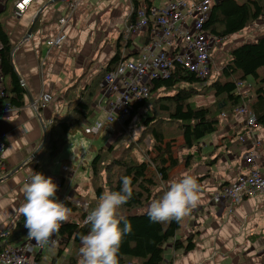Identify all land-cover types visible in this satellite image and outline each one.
<instances>
[{"label":"crops","instance_id":"crops-1","mask_svg":"<svg viewBox=\"0 0 264 264\" xmlns=\"http://www.w3.org/2000/svg\"><path fill=\"white\" fill-rule=\"evenodd\" d=\"M21 1L0 0V23L14 48L32 26L31 36L12 54L13 65L26 91L25 104L20 109H0V140L6 146L3 160L7 167L0 172V234H6L13 228L21 215L19 208L25 202L23 188L35 165L31 156L42 143L45 126L65 115V92L76 86L77 93L90 85L110 65L115 55L120 53L124 57L129 52V48H121V40L124 22L132 11L130 0H74L73 7L68 6L73 0H31L24 4ZM166 1L160 0L157 5ZM19 3L22 4V15L16 17L14 12ZM62 18L67 21L63 26L58 22ZM59 34L65 36L64 42L48 50L45 42ZM240 34L235 37L236 44L264 37V19L256 21ZM130 57L135 58L136 55H129L127 59ZM245 83L251 82L247 80ZM27 93L33 103L29 102ZM43 94L52 96V99L37 112L33 104H37ZM93 115L94 110L88 118L90 121ZM114 127L117 126L107 127L111 130L107 131L113 134ZM240 137L246 142L241 143ZM255 141L258 142L256 166L252 167L246 164L245 156L254 149ZM199 142L202 151L216 161L210 167L185 169L170 177L169 181L185 173L194 175L200 186V200L182 219L175 238L165 244L163 263L264 264V195L245 198L231 211L225 204L211 201L221 187L233 184L240 175H249L253 169L264 174V127L250 129L241 118L234 117L230 121L223 120L215 133L202 135ZM76 151L74 147L68 152V158L59 162H56V157L50 177L58 186L56 198L60 202L66 199L77 205V202L86 203L91 194L85 187L91 177V169L83 173L78 170V167L84 169L86 162L78 160ZM169 181L162 184V188H167ZM76 214L70 211L67 221L75 220ZM189 236L194 242L192 250L175 249V241L184 243ZM30 239L27 237L26 240ZM71 246L70 243L59 257L58 244L46 245L41 254L34 256V262L66 264ZM80 259L81 254L78 264Z\"/></svg>","mask_w":264,"mask_h":264},{"label":"trees","instance_id":"trees-1","mask_svg":"<svg viewBox=\"0 0 264 264\" xmlns=\"http://www.w3.org/2000/svg\"><path fill=\"white\" fill-rule=\"evenodd\" d=\"M130 2L132 11L128 19L131 21L141 4L151 6L154 0ZM260 19H264V0H214L203 29L222 40L249 29ZM147 41V34H143L142 42ZM124 47H128L127 43ZM13 49L0 23V76L3 87L0 109H20L25 104L26 91L13 65ZM124 60L120 53L115 55L110 65L90 85L77 93L76 86L65 92V115L45 126V144L33 159L34 172L50 177L53 161L62 152L69 137L80 131L85 120L93 113V104L99 96L105 74ZM247 80H250L251 88L248 96H244L237 89V84ZM197 96L212 97V100L204 105H196L194 99ZM240 106H245L256 117L257 125L264 127V37L243 42L228 51L220 74L210 83H207V78L197 79L180 66L174 68L169 78L153 81L148 98L133 106L126 122L116 127L117 132L122 133L131 123L138 121L142 132L136 144L122 149L119 156L112 155L115 152L114 141L96 152L90 162L91 177L85 185L91 191L86 209L69 200L62 201L71 212L77 214L75 220L62 223L56 233L60 240L58 256L71 243L66 264H78L79 241L82 235L90 231V225L85 224L84 220L105 191L121 190V178L127 176L132 181V196L118 209L117 215L121 219L119 227L123 229L124 220H127L132 230L123 236L118 253L119 264H164L165 244L175 238L182 220L151 222L147 215L148 206L167 190L162 188V184L170 180L172 171L177 167L190 170L199 166L210 167L215 163V158L202 151L199 140L202 135L218 131L223 120H232ZM120 136L117 135L116 141ZM143 208L147 209L137 212ZM24 223L25 218L19 215L13 228L1 237V250L27 239L28 230ZM191 236L185 238L184 243L175 241V249L192 250L194 242Z\"/></svg>","mask_w":264,"mask_h":264},{"label":"built area","instance_id":"built-area-1","mask_svg":"<svg viewBox=\"0 0 264 264\" xmlns=\"http://www.w3.org/2000/svg\"><path fill=\"white\" fill-rule=\"evenodd\" d=\"M31 0H22L24 4ZM21 3L14 12L21 17ZM69 3V7L75 5ZM214 0H167L161 5L141 4L135 11V18L124 22L122 38L129 48L124 56L135 54L136 57L126 59L108 71L101 83V91L93 104L94 113L98 116L83 126L86 135L96 136L107 126H122L131 114L133 106L143 102L149 96L150 86L155 80H165L180 66L194 74L197 79L204 80L210 75L212 68L211 51L220 40L211 36L203 29L211 13ZM59 25L66 24L62 18ZM147 34L148 41L142 42V35ZM65 36L59 34L45 42L48 50L61 46ZM243 83L237 84V89L247 95L251 85L242 89ZM3 96V87L0 78V98ZM52 99V96L43 94L34 109L43 108ZM3 109V108H2ZM235 117L241 118L250 129L257 128L256 117L245 106L235 111ZM241 143L246 139L239 138ZM258 142L253 143V150L245 156L247 165L256 166L257 153L255 148ZM6 146L0 140V172L5 170L6 164L3 154ZM264 195V174L253 169L249 175H240L233 184L220 188L212 197L214 204H225L229 211L243 199ZM82 209L87 203H78ZM86 220V219H85ZM84 220V223H85ZM5 234H0V239ZM58 237H52L46 245L59 244ZM46 245H39L34 239L7 246L0 249V264H35L34 256L41 254Z\"/></svg>","mask_w":264,"mask_h":264},{"label":"clouds","instance_id":"clouds-1","mask_svg":"<svg viewBox=\"0 0 264 264\" xmlns=\"http://www.w3.org/2000/svg\"><path fill=\"white\" fill-rule=\"evenodd\" d=\"M120 191H105L96 207L87 215L85 224L90 225L87 235L81 236L79 264H119L118 253L123 236L130 234L131 223L124 220L119 227L118 209L132 196V181L124 176ZM57 184L51 177L31 172L23 192L25 202L19 213L25 218L28 237L43 246L50 242L63 222L68 220L70 209L56 198ZM200 186L194 175L185 173L169 181L167 190L159 199L151 201L147 215L151 222H179L194 209L200 200Z\"/></svg>","mask_w":264,"mask_h":264},{"label":"rangeland","instance_id":"rangeland-1","mask_svg":"<svg viewBox=\"0 0 264 264\" xmlns=\"http://www.w3.org/2000/svg\"><path fill=\"white\" fill-rule=\"evenodd\" d=\"M159 2L160 0H154V5H157ZM240 33L234 34L232 36H229L227 38L220 40V42L213 47L211 54H210L213 64H212V69L210 71V75L207 78V83H210L215 78V76L220 74L222 63L227 58V52L242 44V43L236 44V41H235L236 35H239ZM253 41H254L253 39H248V40H245L244 42H253ZM121 42H122L121 48H123L126 42L124 41V39H122ZM246 86H247V83L244 82L242 89L245 88ZM211 100H212V97H204V96H197L194 99L196 105H204L210 102ZM98 116H101V115H98V113H94V115L91 117V120L93 121ZM87 122L90 123L91 122L90 119H88ZM107 127L111 128L112 126H107ZM107 127L99 135H96V136L83 135L82 134L83 128L82 130L74 134L73 136H70V138L68 139L69 142H67V144L64 146L62 152L57 157L56 162H59L62 159H67L68 152L73 151V148L76 147L77 149L76 156L78 160L83 159L86 162L84 169L78 167V170L81 173H83L84 170H86L87 172L90 169L89 163L91 162L92 157L94 156V154H96V152L100 148L105 147L109 142L112 143L114 141L115 152L112 155L119 156L122 149H125L126 147L130 145L136 144L135 142L138 141V137L140 136L142 132V129L139 126L138 121H136L135 124L131 123L130 126L126 129V131H122V133L117 132L116 127H114L113 135L109 131H107L108 129L110 130V128H107ZM118 134L121 136L118 138V141H116ZM145 142H147V139ZM71 160H74V159L72 158ZM183 170L185 169L182 166H179L175 170L172 171L171 176H173L176 173L177 174L181 173ZM145 209L147 208L140 209L137 212L138 213L143 212Z\"/></svg>","mask_w":264,"mask_h":264},{"label":"water","instance_id":"water-1","mask_svg":"<svg viewBox=\"0 0 264 264\" xmlns=\"http://www.w3.org/2000/svg\"><path fill=\"white\" fill-rule=\"evenodd\" d=\"M63 1H69V0H63ZM215 3H216V2H215ZM31 32H32V26H31V28L27 31V34H26V36L23 38V40H22V41H21V42H20V43H19V44L13 49V51H14L15 49L19 48L21 45H23V44L27 41V39L31 36ZM13 51H12V54H13ZM128 57H129V55H128V56H124L125 60H126ZM19 78H20V77H19ZM20 81H21V79H20ZM21 84L23 85L22 82H21ZM27 96H28L29 102H30V103H33V100L31 99L29 93H27ZM44 144H45V138H43L42 143H41V145L39 146V148H37V150L32 154V156H31L32 159H34V158L36 157L37 153L43 148ZM16 170H17V169H15L14 172H15Z\"/></svg>","mask_w":264,"mask_h":264}]
</instances>
